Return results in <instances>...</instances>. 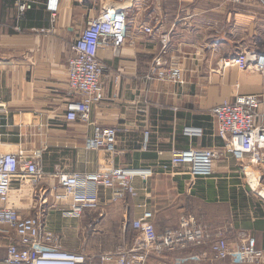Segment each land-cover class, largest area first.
Returning a JSON list of instances; mask_svg holds the SVG:
<instances>
[{"label": "crops", "instance_id": "obj_1", "mask_svg": "<svg viewBox=\"0 0 264 264\" xmlns=\"http://www.w3.org/2000/svg\"><path fill=\"white\" fill-rule=\"evenodd\" d=\"M33 1L18 17L12 0H0V142L24 157L38 154L45 173L36 191L12 184L9 206L21 216L36 217L65 250L87 256L131 247L130 223L145 211L151 212L158 235L175 228L180 217L192 216L208 226L209 243L222 233L232 247L250 237L263 248L264 201L257 191L264 187V163L248 166L224 156L214 162L210 177L194 181L186 166L161 169L173 150L221 149L211 111L238 95H263L254 124L264 127L261 77L218 68L223 57L263 50L261 0H59L54 22L46 0ZM106 9L128 12L130 39L117 54L107 47L98 51L102 99L92 104L90 122H67L70 45ZM141 27L152 33L144 34ZM158 58L162 68L181 69L183 86L151 75ZM93 125L117 132L109 158L85 148ZM189 126L201 128L202 136H184ZM110 166L134 174L138 195L112 202L111 191H99L95 208L79 217L66 215L69 202L57 200L61 190L55 176ZM145 172L150 175L142 178ZM249 173L260 177L256 189L248 186ZM147 264L163 263L152 257Z\"/></svg>", "mask_w": 264, "mask_h": 264}, {"label": "built area", "instance_id": "obj_2", "mask_svg": "<svg viewBox=\"0 0 264 264\" xmlns=\"http://www.w3.org/2000/svg\"><path fill=\"white\" fill-rule=\"evenodd\" d=\"M12 1L18 17L34 4L33 0ZM261 4L264 5V2L261 1ZM58 6L59 0H46L45 10L52 22ZM129 26L127 11L106 9L85 24L73 39L66 64L69 99L65 104L64 119L67 122H90L92 104L102 99L99 81L103 67L98 51L107 47L117 54L130 39ZM141 30L144 34L152 33L150 27H141ZM161 41L165 46L164 36ZM163 65L159 58L156 59L151 75L157 80L179 86L185 84L180 68H162ZM218 68L257 73L264 88L263 52L223 57L218 62ZM262 98L263 95H238L232 102L224 101L216 106L211 112L216 135L223 141L222 148L173 150L169 164L162 166V171L186 166L190 180L194 181L210 177L214 162L224 156L248 166L263 164L264 127L254 124ZM202 133L199 127L183 129V135L188 138H200ZM116 137L115 129L93 125L85 148L109 158L114 152ZM147 138L148 132H144L143 148ZM146 175L150 172L141 177ZM44 176L38 154L24 157L17 148L0 142V264H147L152 257L163 264H264V247L257 248L253 238L249 237L240 246L232 247L223 234L218 233L219 238L209 243L211 234L208 226L192 216L180 217L175 228L165 229L158 235L152 223V214L148 211L130 223L135 240L129 248L120 247L90 256L65 250L58 236L45 230L36 217L21 216L9 206L12 184L36 191ZM248 176L249 180L252 176L259 183L260 177L251 173ZM55 177L61 190L55 194L56 198L68 200L69 209L65 214L72 217H79L84 209L95 208L99 191H111L112 202L138 195V190L132 185L134 174L114 166L93 173L60 172ZM249 180L248 186L252 188ZM257 196L264 201L259 194Z\"/></svg>", "mask_w": 264, "mask_h": 264}, {"label": "bare ground", "instance_id": "obj_3", "mask_svg": "<svg viewBox=\"0 0 264 264\" xmlns=\"http://www.w3.org/2000/svg\"><path fill=\"white\" fill-rule=\"evenodd\" d=\"M256 95H258V94H256ZM259 95H260V94H259ZM249 183H250L251 187L254 188V189H256V188L258 187V182H257L254 178H252V176L250 177ZM257 193L259 194V196H260L261 198L264 199V188L259 189V190L257 191Z\"/></svg>", "mask_w": 264, "mask_h": 264}, {"label": "rangeland", "instance_id": "obj_4", "mask_svg": "<svg viewBox=\"0 0 264 264\" xmlns=\"http://www.w3.org/2000/svg\"><path fill=\"white\" fill-rule=\"evenodd\" d=\"M261 1H263L264 2V0H261ZM262 6H264V5H262ZM261 44H262V51L261 52H263L264 53V39L263 40H261V42H260Z\"/></svg>", "mask_w": 264, "mask_h": 264}]
</instances>
